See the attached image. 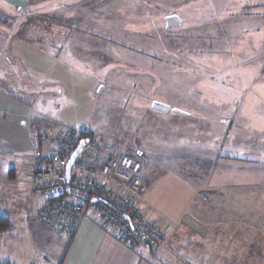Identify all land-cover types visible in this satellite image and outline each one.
Instances as JSON below:
<instances>
[{
  "label": "rangeland",
  "instance_id": "obj_1",
  "mask_svg": "<svg viewBox=\"0 0 264 264\" xmlns=\"http://www.w3.org/2000/svg\"><path fill=\"white\" fill-rule=\"evenodd\" d=\"M13 3L12 7L1 3L5 21L0 22V84L9 86L1 82L7 78L10 84L27 82L29 92L17 94L31 103L40 124H52L55 131L87 129L109 147L115 159L140 148L161 162V168L176 169L182 177L187 166L179 169L174 159L197 161L208 156L219 134L204 130L211 125L240 126L239 152L245 153L249 142L264 145V0H160L154 13L146 14L141 6L136 19L92 18L90 26L82 25L78 33L88 35V40L90 34L98 35L103 45L97 48L106 50L87 59L79 54L82 45L72 56L73 39L64 40L51 29L54 11L24 18L31 12L27 1ZM45 9L56 10V5H45ZM170 15L177 19L167 28L165 20ZM113 24L124 27V37L115 34L118 28L113 29ZM46 27L55 35L49 36V31L42 35ZM30 44L31 51L24 52ZM64 44L65 50L61 49ZM92 49L97 51L96 46ZM154 101L190 117L157 112L151 108ZM207 103L218 107L209 113ZM189 187L186 183L184 192ZM20 188L25 191L27 185L22 182ZM201 191L193 192V197L204 198ZM139 203L143 214L162 227L166 239L180 224H190L184 208L176 222L155 213L143 200L142 188ZM18 204L10 200L0 208L14 225V240L0 244V259L29 264L27 256L37 240L34 227L44 229L29 216L35 214L39 200L26 195ZM17 215L22 223L14 218Z\"/></svg>",
  "mask_w": 264,
  "mask_h": 264
},
{
  "label": "crops",
  "instance_id": "obj_2",
  "mask_svg": "<svg viewBox=\"0 0 264 264\" xmlns=\"http://www.w3.org/2000/svg\"><path fill=\"white\" fill-rule=\"evenodd\" d=\"M26 1L31 12L25 13L24 18L48 16L54 11L52 17L55 19V27L51 29L55 28L57 36L64 40L73 39L69 44L72 56L79 53L78 47L82 45L79 54L84 59L97 52H105L106 48H97V44L103 45L100 44L98 35L90 34L92 39L88 40L85 37L88 35H83L81 31L79 34L78 30L82 25L88 27L92 18L111 15L118 20L117 16H120V20H125L126 16L136 19L141 6L148 14L156 12L157 4H160V0H128L129 5L127 0ZM13 2L14 0H0V22L5 21L1 3L12 7L15 6ZM50 4H55L56 10L46 12L45 5ZM39 7L43 12L38 11ZM168 17H175L173 21L177 19L176 15L166 18ZM66 22L69 24L66 25ZM122 25L117 27L113 24V29L118 28L115 34H120L121 38L125 34ZM172 26L171 24L170 27ZM166 27L168 28L167 24ZM49 28H44L41 34L49 31V36L55 35L50 33ZM88 42L90 47L87 46ZM25 46L24 52L31 51L33 47L31 44ZM95 46L97 51L92 49ZM61 49H66L65 44ZM1 82L8 83L9 86L0 84V208L10 200L18 204L26 195L32 197L27 189L22 191L20 185L22 182L27 185L29 165L36 153L35 137L40 133L55 132L52 124H40L34 118L31 103L25 97L18 96L17 91L22 94L29 92L27 82L10 84L11 80L8 78ZM215 91L218 90L212 92ZM201 100L196 98V101ZM206 106L210 107L207 112L218 107L212 103H207ZM204 117L207 120L211 118ZM239 128L240 126H232L229 122L228 125L225 123L220 126L219 123L216 127L211 125L204 128L210 134L211 129L219 132L216 146L211 151L208 150V156L204 154L197 161L174 159L179 169L187 166L185 177L176 169L161 168V162L148 157L149 166L140 174L144 182L142 192L145 203L169 222H176L180 218L182 208L190 219V224H180L173 233L171 231L165 248L151 250L143 244L130 246L89 218L81 222L78 231L71 238H61L41 224L36 217L38 206L35 214L29 216L45 230L32 225L37 228L34 233L37 240L34 250L27 256L29 264H40L37 259L40 256L46 257L52 264H264V145L257 142H249L247 145L243 143L247 147L245 153L239 152L236 145L239 141ZM235 151L239 153L236 154ZM156 176L161 181L153 186ZM186 183H190L188 193L184 192ZM196 190H202L204 198H194L193 192ZM31 208L33 206L28 211ZM14 218L22 223L19 215ZM8 220L11 228L0 234V244L14 240V225L10 218ZM181 241L184 248H181ZM0 261L17 264L16 261L7 259Z\"/></svg>",
  "mask_w": 264,
  "mask_h": 264
},
{
  "label": "built area",
  "instance_id": "obj_3",
  "mask_svg": "<svg viewBox=\"0 0 264 264\" xmlns=\"http://www.w3.org/2000/svg\"><path fill=\"white\" fill-rule=\"evenodd\" d=\"M35 138L27 191L39 200L37 218L45 228L61 238H71L89 218L130 246L165 248L162 227L143 214L139 203L144 183L140 174L149 166L142 150L131 149L115 159L108 146L73 129L40 133ZM83 139L87 143L67 178L66 165ZM38 261L52 264L44 256Z\"/></svg>",
  "mask_w": 264,
  "mask_h": 264
},
{
  "label": "water",
  "instance_id": "obj_4",
  "mask_svg": "<svg viewBox=\"0 0 264 264\" xmlns=\"http://www.w3.org/2000/svg\"><path fill=\"white\" fill-rule=\"evenodd\" d=\"M175 17H168L166 18V22H167V26L168 28L171 26V21H173ZM151 108L157 112L163 113V114H169V113H176V114H181V115H185L188 116L189 114L182 112L176 108H172L169 105L163 104L161 102L158 101H154L152 102ZM87 143L86 139H83L79 142L78 147L76 148V150L73 152V154L71 155L67 165H66V177L68 178V174H69V170L75 160V158L77 157V155L80 153V151L82 150V148L84 147V145Z\"/></svg>",
  "mask_w": 264,
  "mask_h": 264
},
{
  "label": "trees",
  "instance_id": "obj_5",
  "mask_svg": "<svg viewBox=\"0 0 264 264\" xmlns=\"http://www.w3.org/2000/svg\"><path fill=\"white\" fill-rule=\"evenodd\" d=\"M82 136L93 138L92 133L85 129L82 132H80ZM10 229V221L8 218L4 217L2 214H0V234L8 231ZM0 264H10L9 262L0 261Z\"/></svg>",
  "mask_w": 264,
  "mask_h": 264
}]
</instances>
